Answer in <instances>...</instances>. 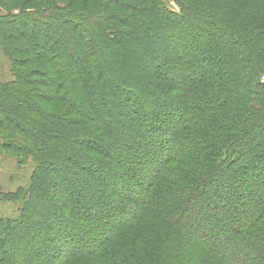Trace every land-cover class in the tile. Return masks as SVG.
Returning <instances> with one entry per match:
<instances>
[{
    "label": "trees",
    "instance_id": "1",
    "mask_svg": "<svg viewBox=\"0 0 264 264\" xmlns=\"http://www.w3.org/2000/svg\"><path fill=\"white\" fill-rule=\"evenodd\" d=\"M170 1L177 12L163 0H0L15 78L0 83V151L36 165L30 184L0 190V202L19 204L0 218V264H29L38 243L45 261L65 245L70 264H264V0ZM147 106L152 122L179 126L145 124ZM143 142L159 158L141 157ZM240 162L256 165L216 187ZM49 204L63 233L54 238L43 211L35 229ZM122 205L132 232L148 225L131 251L112 249L129 233L119 221L110 232ZM166 228L205 250L187 252ZM175 242L183 260L168 250Z\"/></svg>",
    "mask_w": 264,
    "mask_h": 264
},
{
    "label": "rangeland",
    "instance_id": "2",
    "mask_svg": "<svg viewBox=\"0 0 264 264\" xmlns=\"http://www.w3.org/2000/svg\"><path fill=\"white\" fill-rule=\"evenodd\" d=\"M164 2H165V4L171 9V10H173V11H176L177 12V8L171 3V1L170 0H163ZM14 6H16V7H18V5L17 4H14ZM62 6V5H61ZM27 8V7H26ZM31 7H28L26 10H20V8H18L17 10H15L13 13H14V15H18V14H21V11L23 12V11H25V13H28L29 12V9H30ZM34 10H36L35 9V7H34ZM7 11H8V9H6V8H3L2 9V12L4 13V14H6L7 13ZM9 12V11H8ZM32 12V11H31ZM38 13H39V11H37V12H35V13H31L30 14V16H33V17H35V16H37L38 15ZM78 23H80L81 24V22L78 20L77 21ZM52 23L53 22H49V25L51 24L52 25ZM58 24L59 25H61V24H63L62 22H54V25L58 28L59 26H58ZM62 30V29H61ZM187 42V41H186ZM189 42H187L186 43V45L188 44ZM100 45H102L103 46V44H100ZM238 55H239V53H238ZM249 53H247V55L245 56L246 57V59H248L249 58ZM13 64V63H12ZM198 67H200V64H198ZM192 74V73H191ZM190 74V75H191ZM109 91H115V93L116 94H120V92L119 91H116L113 87L112 88H110L109 89ZM114 93V92H113ZM121 95L122 96H124V99L123 100H125V98L127 97L123 92H121ZM122 100V101H123ZM117 101H113V103L115 104V109H116V107H117V103H116ZM125 103V102H124ZM110 107H112V106H110ZM131 108L132 107H134V105H131L130 106ZM114 108V107H113ZM115 111H117V109L115 110ZM147 111H148V113H147V116L150 118V120L149 121H145V124L147 123H151V125H160L161 127L160 128H165V129H167V126H168V129H169V132L171 131V132H173V131H175V129L173 128V127H178V126H175V125H177L176 124V121L175 120H172L171 122H169V123H167V121H164V123L162 122V121H156V122H152V120H151V116H153L154 117V115L155 114H157L156 112H153L152 111V109L150 108V107H148L147 106ZM165 112H168L169 113V111L168 110H166ZM114 113H116V112H114ZM126 119V118H125ZM166 119V118H165ZM172 129V130H171ZM164 132V131H163ZM169 135H167V136H165V137H168ZM172 136V135H171ZM118 138V137H117ZM147 139H149L150 140V142H153L154 140H156V139H158V137L156 136V134H153V135H151V136H147ZM120 140V139H119ZM148 141V140H147ZM157 141V140H156ZM155 141V142H156ZM142 151H143V153H142V155H140L141 157H144V156H150V154L151 155H154V156H156L157 158H159L158 156H160V154H158V152L156 151L155 152V154H152V153H150V149H149V145H148V143H145V142H143L142 143ZM146 149V155L144 154L145 153V150ZM263 152V154H264V151H262ZM0 154H2L1 153V151H0ZM117 158H118V156H117ZM103 156H98L97 157V160L99 161V162H103ZM250 159H252L251 157H250ZM261 159V163L264 165V157L263 158H260ZM118 160L119 161H121V159L120 158H118ZM156 160V159H155ZM247 160V159H246ZM255 161V160H254ZM242 162V161H241ZM238 163V164H236V165H234L230 170H229V172L227 173V174H224L221 178H220V180H219V185H215L216 187H221V183L222 184H224L225 182H226V180L227 179H229L230 177L232 178V177H234L240 170H241V166H244V165H249V166H251V167H253V165H256V163H253V164H246V163ZM156 163H157V160H156ZM260 163V162H259ZM23 167H20V166H18V169H19V173H17V170L16 171H14L13 172V175L11 176V175H7V174H5V175H3V173H4V169L6 170V168L7 169H9L10 171H13V170H15L16 169V162H14V161H9V160H7V159H4L3 157H0V176H4L3 177V179H0V190L2 191V192H4V193H8V188L7 187H9V185H12V183L14 182V181H16V180H18L17 178H20V181H21V185L20 186H22V187H24V186H26V185H28V184H30V181H31V177H32V174H33V172H34V169L36 168V165H35V163L34 162H32V161H30V160H28V161H26V164H24V165H22ZM254 170V169H253ZM151 168L150 169H148V167L147 168H145V171H139L140 172V181H143L144 179H146V178H148L149 177V175H150V173H151ZM135 172L136 173H138V169H135ZM18 174H19V176H18ZM19 181V180H18ZM19 186V187H20ZM53 192H54V189L52 190ZM233 193L238 197V195H239V192H237L236 193V189L234 188L233 190ZM3 195L0 193V198L2 197ZM234 195H232V197L231 198H227V200L228 201H231V199L233 200L232 201V203L233 204H235V206H240L235 200H234ZM119 198H120V196H119ZM120 199H122V198H120ZM228 204V202L226 203V204H221L222 206H225V205H227ZM5 205H4V203H2V202H0V218H4V217H13V216H15L17 213H15V212H17L16 210H18V208H19V204H17L16 203V208H15V205H8L9 206V208H8V210L10 211V213L8 212V214L7 213H5V214H3V207H4ZM49 206L51 207H47L46 205H44L43 206V208H42V205H41V207L39 206V208H38V212H37V217H36V219H34V222H35V229L36 230H39L40 229V227H39V223H40V216L38 215L39 213H41L42 211L44 212V214L45 215H47V219H46V222H45V225H44V229L46 230V232L50 235V237L51 238H54V237H56L58 234L60 235V234H62L63 235V233H61L60 232V225H59V221L56 219V222H54V219H55V217H58V215H59V213L57 212V210L54 208V205H52V204H49ZM133 206V204L132 203H130V205H129V208L130 207H132ZM50 208L51 210H45L44 208ZM240 208V207H239ZM44 209V210H43ZM130 210V209H129ZM125 206H119L118 207V212L115 214V219L112 221V223H111V225H110V227H113V225L114 224H116L117 223V221H119V228L117 229V231L119 230V229H121L124 225V228L122 229V231L119 233V235H123V233H124V231H125V229H128L127 230V232L129 231V233H126V235H124L120 240H123L122 242H123V244L120 246L119 244H113L112 245V249L113 250H121V249H123L124 251H131L134 247V244L136 243V242H138V247H139V243H142L141 241H139V236H148L144 231H143V228L144 229H146L147 228V226L148 225H146V226H144V227H142V225L138 228V230H136L135 232H132L133 231V229H135V228H133V229H131L130 228V226H132L133 224H134V218L132 219V216H130V211H129ZM217 211V212H216ZM15 213V214H14ZM210 214L211 215H216V214H218V210H212V211H210ZM237 217H239V215L237 214V215H235V212L233 213V215H229L228 214V216H225L224 218H225V220L226 221H234ZM70 218V217H69ZM100 221L102 222V221H104V219H106V218H104V216H100ZM124 220L126 221V223H120V222H124ZM41 221H42V219H41ZM55 223V224H54ZM152 224V223H151ZM151 224H149V226H152ZM49 225V226H48ZM127 225V226H126ZM162 229L163 230H165L163 227H162ZM168 231H167V235H168V238H177L178 240L181 238V237H183V236H185V242H184V244L187 246V252H189V250L192 248V247H196V246H194V245H199L198 243H196V242H194L191 238H189V237H187L186 235H185V233H183V231L180 229V230H178V229H176V228H172V229H169V228H166ZM174 229V230H173ZM64 230V232H65V230H66V228H64L63 229ZM115 230V228L113 227L111 230H110V232H112L111 234H113V231ZM176 230V231H175ZM46 232H45V234H46ZM159 233H160V231L158 232H156V233H154V237H160L159 236ZM149 237V236H148ZM174 242V241H173ZM173 242H171V241H169V244H171V243H173ZM194 242V243H193ZM46 243V242H45ZM49 243L50 242H48V243H46V246L48 247L49 246ZM120 246V247H119ZM200 246V245H199ZM205 247L203 246V245H201L200 246V250L202 249L203 251L205 250L204 249ZM44 248L42 247V245L41 244H35V247H34V249H33V251L32 252H29L28 253V261L25 259V260H23V262L22 263H29V264H41V263H43V262H41L40 260H44L45 261V259L44 258H41V257H39V256H41L42 255V250H43ZM169 251H174V252H176V253H180V257L178 258V261L181 259V260H183L186 256H185V253H186V251L184 252V250H183V248H182V246H181V244L178 242H175L174 243V245L173 246H170V248L168 249ZM31 251V250H30ZM41 251V252H40ZM45 251H46V249H45ZM128 254V253H127ZM173 254H175V253H173ZM71 258V253L69 252V250L67 251V247L64 245L60 250H57L55 253H54V255H52V257H50V258H48V260H46L45 261V264H70L69 263V259ZM7 261H9L8 259H7ZM41 262V263H40ZM219 264L220 263H227V261H225V260H223L222 259V261H219L218 262Z\"/></svg>",
    "mask_w": 264,
    "mask_h": 264
},
{
    "label": "crops",
    "instance_id": "3",
    "mask_svg": "<svg viewBox=\"0 0 264 264\" xmlns=\"http://www.w3.org/2000/svg\"><path fill=\"white\" fill-rule=\"evenodd\" d=\"M14 79L15 78H14V75H13V64H12V61L5 55L3 50L0 48V83H9V82L14 81ZM0 157H3L4 159H7L9 161L16 162V169L15 170L10 171L7 168H6V170L4 169L3 175L7 174V175H11L12 176L13 172L18 169V166H20L19 163H18V159L9 157V156L4 155V154H0ZM20 167H23V166H20ZM17 173H19V169L17 170ZM18 176H19V174H18ZM3 177L0 176V179H3ZM17 179L19 181L16 180V181H14L12 183V185H9V187H7L8 188V193L15 192L17 189L22 187V186H20L21 185L20 178H17ZM16 203L17 202L4 203L5 206L3 207V214H5V213L8 214V212L10 213V211L8 210V208H9L8 205H15V208H16Z\"/></svg>",
    "mask_w": 264,
    "mask_h": 264
}]
</instances>
